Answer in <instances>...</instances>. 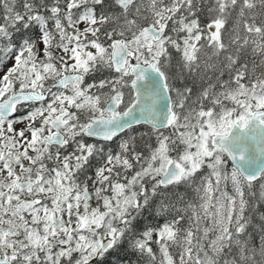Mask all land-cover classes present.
Segmentation results:
<instances>
[{"label": "snow or ice", "instance_id": "obj_1", "mask_svg": "<svg viewBox=\"0 0 264 264\" xmlns=\"http://www.w3.org/2000/svg\"><path fill=\"white\" fill-rule=\"evenodd\" d=\"M120 251L264 264V0H0V264Z\"/></svg>", "mask_w": 264, "mask_h": 264}, {"label": "trees", "instance_id": "obj_2", "mask_svg": "<svg viewBox=\"0 0 264 264\" xmlns=\"http://www.w3.org/2000/svg\"><path fill=\"white\" fill-rule=\"evenodd\" d=\"M143 128H139L138 127V131H143ZM148 222V221H145ZM125 253L123 251H120L118 253H114L111 257H109V264H115V262L117 261V259L119 257H124ZM124 264H127V261H124Z\"/></svg>", "mask_w": 264, "mask_h": 264}]
</instances>
